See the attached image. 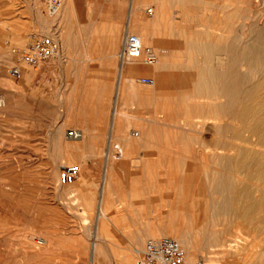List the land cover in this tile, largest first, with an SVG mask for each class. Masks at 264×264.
<instances>
[{
  "label": "rangeland",
  "instance_id": "rangeland-1",
  "mask_svg": "<svg viewBox=\"0 0 264 264\" xmlns=\"http://www.w3.org/2000/svg\"><path fill=\"white\" fill-rule=\"evenodd\" d=\"M58 1L59 6L54 11H49L44 0H0V264H86L87 260L92 257L90 245L94 231L93 220L95 213L98 211V194L102 175H94L95 171H92L91 176H89L91 181L86 183V185H79L83 180L72 184L62 183L58 178V173L61 165H80V163L67 162L62 159L65 154L75 155L80 161L85 158L91 161L101 160L103 155L101 153L74 154L73 151L77 150V147L82 143L74 139H67L64 136L65 128L70 127L73 121L72 124L65 123L62 125L60 121L57 124V50L50 59L43 62L39 67L26 65L20 60L18 54V50L22 49L24 44L33 36L47 35L46 33L49 32L57 36V22L62 16L68 0ZM141 1L144 2L141 9L143 14L142 18H138L150 23L153 14L149 16L144 12L145 8L153 6L148 3L151 0ZM207 1L209 2L210 10L206 11V13L213 14L214 6L219 0ZM166 2L169 6L170 3ZM250 6H256L257 8L259 7L258 9L264 10V7H261L260 0H252ZM191 7L189 10L194 17L198 14L201 16L205 12L200 7ZM152 8L154 12V6ZM169 11H173V9L170 8ZM199 16L193 19H197ZM174 21L180 23L179 19ZM149 23L148 26L150 27ZM145 24L147 26V23ZM166 27L154 28L153 33L155 38L158 39L157 41L151 35L145 36L144 47L150 48L156 43V45L154 44L157 53L156 61L161 58L160 55L169 41ZM133 29L140 30V23H135ZM134 30H129V32L136 34ZM163 31L166 32L165 35ZM54 41L57 45V39ZM171 41L173 42V39ZM13 50L17 52H13ZM173 50L178 55V59L183 58V49L173 48ZM144 55L140 58L141 61ZM115 60L118 61L117 59ZM14 66L21 67L22 72L19 77L11 75V69ZM27 69L31 71V76L23 81V74ZM39 71L43 73L38 74ZM83 76L78 75L80 81ZM90 76L92 75H87V78H90ZM99 76L95 75V78H98L95 80H98L99 83H106L107 89H75L70 91L68 97L58 98L61 109L64 111L69 110L72 120H78L83 117L85 109L92 110L93 114H96V111L101 113L102 109L104 110V115L109 114L116 80L115 75H106L105 79L103 76H101L102 78H99ZM137 77L139 79L144 77L151 79V76L147 74H140ZM172 79L170 78L169 85H171V89H174L173 85L178 83ZM151 87V85L142 84L138 89L136 87L130 88L126 84L122 95H120V97L136 98L138 105L134 114L131 115L134 119L139 120L136 123L146 127L149 134L153 133L155 127L153 124L147 123V119L150 117H161L160 115L166 118L167 124L170 122V124H178L181 118H188L190 126H186L187 129L184 131L170 125H162L158 128V132L161 129L168 135L166 139L172 141L169 143V147L166 148L167 155L165 154V157L168 156L170 159L158 162L159 166L166 168L158 169L161 172L156 176L155 185L151 187L152 195L157 200V209L154 212L156 217L153 221L143 224L147 232L156 230L159 224L168 218L170 204L181 202V200H177L174 203H170L169 197L166 195L168 191L162 190L159 194L157 191L160 188H164L163 184L170 182V180L177 184L185 181L187 163L183 157L187 152L199 149L196 138L197 140L198 138L205 140L206 147L202 151L211 152L213 149L212 133L204 129L198 132L196 129L201 120H205L208 123L211 122L210 119L198 117L199 113L192 108L191 103L200 102V99L176 100L172 102L171 107L173 108L161 114L155 109V100L151 98L153 97L151 96L152 94H149ZM61 116L58 111V118ZM117 129L121 130L119 127ZM170 129L171 131H169ZM153 134L151 135L153 136ZM186 135L189 136L187 142L185 139ZM118 142V139H113L111 144L119 147ZM132 144L137 145V143ZM138 145L143 147L151 146L154 150L157 148L153 139L145 146L140 143ZM185 148L187 151L184 150ZM218 150L215 149V151ZM177 151L182 153L178 154ZM149 156L143 154L141 158L145 161ZM173 158L175 159L174 161ZM190 163V166L195 165L192 162ZM53 167L56 168L57 176L55 177L51 176L50 170ZM114 173L118 174V177L116 176V180H112V184L109 187V195H111V189L118 190L119 182L122 180H119L121 178L119 171L116 170ZM136 184L132 185L131 188L137 189V197L142 196V188L149 189L148 186ZM6 190H9V195ZM84 190L90 191L88 195L82 193ZM108 197H105V201L108 200ZM41 215L44 218L43 220ZM196 216L199 219L201 213L197 212ZM39 219L42 220V223L38 221ZM134 220L136 221L134 226H138L139 219ZM110 221L117 225L119 219L111 217ZM123 221L124 218H122ZM103 223V227L105 223L106 226L108 225L107 218L104 219ZM221 225L219 224L215 227V230H217V236L224 240V243L228 246L225 247L224 245V248L231 247L230 249L234 250L241 240L247 241V250H250L251 247L259 248L264 246V234H254L246 228L240 230L235 222L230 219ZM101 230L96 233L100 238L102 236ZM38 237L40 239L49 237L50 240L44 242L43 245H35L33 240ZM155 237L157 236H148L147 239ZM101 242L102 239L99 243L98 251L93 256L95 264H111L112 262H120L119 264H121L125 262V260H121L120 249H101ZM210 248L215 250L220 247L202 248V250L201 246L197 245L195 251L198 250L197 253H200L201 256L197 258L195 264H210L212 262H214L212 264H238L239 259L236 256H227L221 259L212 258L216 255L209 250ZM199 249L202 251H199ZM132 255L134 258L131 256L126 261L130 260L135 264L140 255L139 257L136 256L135 252ZM203 255L209 256L210 259L206 257L204 259Z\"/></svg>",
  "mask_w": 264,
  "mask_h": 264
},
{
  "label": "bare ground",
  "instance_id": "bare-ground-1",
  "mask_svg": "<svg viewBox=\"0 0 264 264\" xmlns=\"http://www.w3.org/2000/svg\"><path fill=\"white\" fill-rule=\"evenodd\" d=\"M166 1L170 3V7ZM260 2L261 7H264V0ZM143 3L140 2L141 6ZM148 3L154 6L150 23L138 18L137 11L132 9L125 31L134 30L133 25L140 23L141 29L134 31L141 42L143 54L146 55L156 57L157 54L154 46L156 43L153 47H144L146 35L155 38V27L167 26L169 41L158 61L146 63L143 59L140 60L142 56L125 60L121 64L122 79L135 81L140 88L143 83L137 76L150 75L151 84L144 85L152 86L149 94H152L155 109L161 114L173 108L172 102L176 100L200 99V102L191 103L192 108L199 113L198 117L210 119L211 122L201 120L196 129L198 132L208 130L213 135L211 152L202 151L206 147L205 140L196 138L199 149L184 154L183 158L187 163L185 181L177 184L170 180L166 186L169 202H181L169 205L167 231L150 236H169L175 239L184 253L183 264H195L201 256L197 253L198 250L195 251L197 245L201 249L220 247L209 249L216 255L212 257L214 259L236 256L238 264H264V246L247 250V241L241 240L234 250L230 246L236 243L230 245V248H224V245L228 246L217 236L215 230L219 224L223 225L230 219L240 230L246 228L251 233L264 234V10L250 6L252 0H219L214 6L213 14L206 13L210 10L207 0H151ZM191 6L200 7L205 12L193 19L196 16L190 12ZM170 8L173 11H169ZM175 19H179L180 23L175 22ZM163 33L165 35L166 32ZM46 34L53 40L57 39L50 32ZM173 48L183 49V58L178 59L176 49ZM30 76L31 71L27 69L23 74V81ZM170 78L178 83L173 85L174 89L169 85ZM160 116L153 117L150 122L155 127L154 134L151 133L153 136L143 125L139 131L144 146L153 139L157 147V163L169 158L165 157L166 148L172 141L166 139L168 135L161 129L158 132L159 126L170 125L181 131L190 126L188 118H181L180 121L177 119L178 124H167L166 118ZM185 139L187 142L189 136L186 135ZM107 157L108 161L113 158L111 155ZM62 159L69 162L66 156ZM190 162L195 165L190 166ZM50 171L52 177L57 176L55 167ZM102 173L103 182L98 187L101 200L97 210L106 217L103 212V195L109 193L110 171L106 169ZM173 178L175 179L174 176ZM8 191L6 190L7 194ZM132 196H136V193ZM197 212L201 213L199 219ZM42 220L38 221L42 223ZM98 223L100 226L102 221L99 219ZM48 240L49 237H38L33 243L43 245ZM135 247L136 256L141 257L139 243ZM205 257L210 259L209 256H204V259ZM86 264L94 263L89 260ZM122 264L133 263L125 260Z\"/></svg>",
  "mask_w": 264,
  "mask_h": 264
},
{
  "label": "crops",
  "instance_id": "crops-1",
  "mask_svg": "<svg viewBox=\"0 0 264 264\" xmlns=\"http://www.w3.org/2000/svg\"><path fill=\"white\" fill-rule=\"evenodd\" d=\"M140 2L142 1L68 0L64 12L57 22V124L59 121L62 125L65 123L72 124L73 121L70 127L65 128L64 136L67 139H74L82 143L77 147V150L73 151L74 154L101 153L103 155L101 160L94 161L86 158L80 161L77 156L72 154H65L62 157L66 156L69 162L80 163V175L74 181L81 182L83 180L79 185H86L91 181L89 176H91L92 171H95L94 175H102L103 178L102 172L106 169L110 171L108 177L109 187L112 180H116L118 175L114 171H119L121 177L119 180L122 179L119 182L118 190L111 189V195L109 193L103 195V212L107 216L100 215L99 211L95 213L94 231L90 245L92 257L89 259L94 264L93 256L99 249L101 239V249H120V257L124 261L127 257L132 256L138 243L139 249L142 251L147 237L158 235L163 230L167 231L169 224L167 218L159 224L156 230H149L148 232L143 226L145 222H152L156 217L154 212L157 209V200L152 195L151 187L155 185L156 176L161 172L158 169L166 167L159 166V163L155 161L156 151L151 146L138 145L139 143L142 144V135L139 133L142 125L136 123L139 120L131 117L138 105L137 100L132 97H120V95H122L126 84L130 88L139 87L135 81L122 79V63L115 60H118L117 52L131 15L130 11L132 9L136 10L137 17L142 18L143 11L141 13L142 6ZM136 3H139L138 6H136ZM150 7L148 6V8ZM152 14L153 8L151 13L147 15L151 16ZM42 73L41 71L38 72V74ZM109 74H114L116 79L109 114L104 115L102 109L101 113L96 111V114H93L92 110L85 109L83 117L72 120L70 111L61 109L58 98L68 97L72 90L107 89L106 83H99L98 80H95L98 79L95 78V75H101L105 79L106 75ZM78 75H84L81 81ZM87 75L92 76L87 78ZM101 76L99 78H102ZM58 111L62 115L60 118H58ZM152 118L150 117L146 122L150 123ZM118 127L121 130L117 129ZM71 132L72 134H70ZM83 138L84 140H82ZM113 139L119 140V147L111 144ZM132 143H137V145ZM143 154L150 156L143 161L141 158ZM107 155H111L113 158L111 157L112 159L108 161ZM155 171L158 172L155 173ZM102 182L103 179L101 185ZM135 183L139 186H148L149 189L142 188V196H135V198L132 194H137V189L131 188ZM163 186L165 187L157 192L168 191L166 190L167 183ZM89 192V190L82 191L86 195ZM105 197H108L107 201H105ZM100 200L99 191L97 209ZM111 217L119 219L117 225L110 221ZM106 218L108 225L106 226L105 223L103 227ZM122 218H124L123 222ZM99 219L102 221L100 226L98 225ZM134 219H139L138 226H134L136 223ZM99 230L102 233L101 238L96 235ZM119 263L112 262L111 264Z\"/></svg>",
  "mask_w": 264,
  "mask_h": 264
},
{
  "label": "built area",
  "instance_id": "built-area-1",
  "mask_svg": "<svg viewBox=\"0 0 264 264\" xmlns=\"http://www.w3.org/2000/svg\"><path fill=\"white\" fill-rule=\"evenodd\" d=\"M49 11H54L59 6L58 0H44ZM147 14L151 13V8H145ZM57 45L55 41L46 35H37L31 37L22 49L18 50L20 60L28 66L39 67L43 62L50 59L56 52ZM13 52H17L13 50ZM143 55V48L137 35L125 31L120 48L117 52V58L120 63L130 58H138ZM155 56L144 55L143 60L146 63L155 62ZM21 67L14 66L11 69V75L19 77ZM143 84H151V79L144 77L140 79ZM72 134V133H70ZM80 175V167L75 164L61 165L59 167V180L64 184H72ZM135 264H183V251L179 243L169 237L161 236L148 238L144 242L141 257Z\"/></svg>",
  "mask_w": 264,
  "mask_h": 264
}]
</instances>
